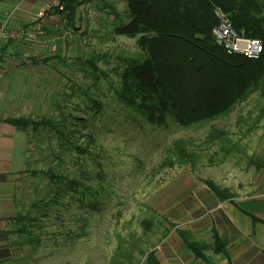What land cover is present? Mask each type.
Masks as SVG:
<instances>
[{"label":"rangeland","instance_id":"374dc122","mask_svg":"<svg viewBox=\"0 0 264 264\" xmlns=\"http://www.w3.org/2000/svg\"><path fill=\"white\" fill-rule=\"evenodd\" d=\"M127 9L124 0H92L83 4L77 29L67 27L72 33L71 38L67 37L68 47L63 37L55 42L56 50L62 41L61 56H49L54 51L53 40L39 45L29 40L24 43L26 52L38 49L44 56L35 55V62L39 59L37 65L48 59L45 64L51 68L46 69L47 76L27 75V84L0 86L2 112L14 111V107L17 114L36 119L66 117L67 127L75 130L71 137L75 144L97 155H80L72 147L64 151L57 147L56 138L48 137L46 132L40 138L26 133V172L44 168L51 155L57 154L64 161V171L77 178L85 175L84 184L94 188L95 193L89 189L67 192L52 205L47 217L42 214L40 226L32 231L39 233L42 240L24 249L17 248L21 264H141L153 241L159 240V220L153 218L156 216L152 202L167 176L184 165L192 170L201 167L202 173L210 176L213 162L212 168L217 164L222 173L231 168L235 171L246 162V154L253 151L239 144L237 151L224 157L215 144L209 147L205 139L212 128H227L234 140L253 134L244 132L264 104V97L258 99V93L230 115L190 129H182L172 121L165 126L150 124L118 98L112 91L118 83L115 67L121 65L122 59L141 54L138 36L114 32V14L127 22ZM89 58L95 60L99 71L86 65ZM21 94L26 95L24 102L19 98ZM260 125H264V117ZM179 139L187 141L189 148L197 152L198 161L194 165L161 167L168 148ZM42 178L34 179L28 174L25 192L36 196L29 187L30 182H35L43 197L48 179ZM147 218H152L154 225L146 232L142 221Z\"/></svg>","mask_w":264,"mask_h":264},{"label":"trees","instance_id":"16d2710c","mask_svg":"<svg viewBox=\"0 0 264 264\" xmlns=\"http://www.w3.org/2000/svg\"><path fill=\"white\" fill-rule=\"evenodd\" d=\"M91 1L60 0L51 10L65 13L67 26L77 29L80 8ZM124 1L127 3L128 21L125 22L115 13L114 32L129 37L138 36L141 54L122 59L121 65L115 67L118 83L111 87L125 105L135 109L147 122L165 126L172 121L182 129L200 128L230 115L255 93L260 94L258 97H264V0ZM217 8L228 16L235 30L263 42V52L259 58L229 54L217 44L212 33L218 24ZM86 65L100 70L91 58L87 59ZM263 117L264 104L244 133L255 129ZM63 118L21 116L9 121L38 138L46 132L48 137L56 138L59 142L57 147L64 151L72 147L80 155L87 153L93 158L97 157L85 147L75 144L71 139L75 130L69 129L66 117ZM231 137V133L225 129L212 128L205 142L209 147L217 145L225 157L237 151L238 142H233ZM189 147L187 141L176 140L168 148L161 167L194 165L199 155ZM63 162L54 154L44 168L27 169L34 179H48L45 185L47 190H43L46 192L42 197L41 188L35 187V182H30L29 187L33 188L36 196L31 197L29 192L24 195V212L16 217L15 229L11 232L16 237L14 246L24 249L26 245L41 242V235L32 232L34 227L41 224L39 217L49 215L52 205L57 204L58 199L67 192H78L80 189L81 193L89 189L92 194L95 193L94 188L84 184L85 175L80 174L82 176L77 178L65 172ZM206 183L221 198L229 196L230 193L213 181L206 180ZM142 225L146 232L151 231L154 220L144 219ZM184 240L190 239L184 237ZM187 244L197 255L201 254L198 243L187 241ZM153 257V253H147L141 264H149Z\"/></svg>","mask_w":264,"mask_h":264},{"label":"crops","instance_id":"0c3cea01","mask_svg":"<svg viewBox=\"0 0 264 264\" xmlns=\"http://www.w3.org/2000/svg\"><path fill=\"white\" fill-rule=\"evenodd\" d=\"M59 1L0 0L1 87L27 84V75L47 76L46 69L51 68L45 64L48 59L37 65L39 59L35 62V55L44 56L38 49L26 52L27 40L38 45L53 40L55 45L63 37L68 47L72 33L67 29L66 15L51 10ZM46 10L51 12L38 17ZM21 28L25 32L19 37H1L3 32L9 34ZM61 42L49 56H61ZM25 97L21 94L19 98L24 102ZM12 109L2 112L0 108V264H21L18 247L14 246L16 237L11 232L16 217L24 212L28 176L27 132L9 121L21 117ZM250 132L254 133L241 139L231 137L238 142L236 147L240 144L241 148L253 150L235 171L231 168L222 173L217 164L212 168L213 162L209 176L202 173L201 167L192 170L184 165L160 185L152 202L156 216L153 218L159 220V240L153 241L150 252L154 257L149 264H264V125ZM207 179L225 189L229 196L221 198L206 183ZM187 241L198 243L201 254L197 255Z\"/></svg>","mask_w":264,"mask_h":264},{"label":"built area","instance_id":"2783aa9c","mask_svg":"<svg viewBox=\"0 0 264 264\" xmlns=\"http://www.w3.org/2000/svg\"><path fill=\"white\" fill-rule=\"evenodd\" d=\"M51 12V11H50ZM216 16L218 18V24L212 29V33L218 45L225 49L229 54L244 55L248 58L256 59L259 58L263 52V42L260 39L250 37L243 31L239 32L234 29L228 16L217 8ZM45 12H41L38 17L43 18ZM25 29L21 28L17 32H3L1 37L4 39L11 37H19L24 34ZM71 37V34L68 35Z\"/></svg>","mask_w":264,"mask_h":264}]
</instances>
